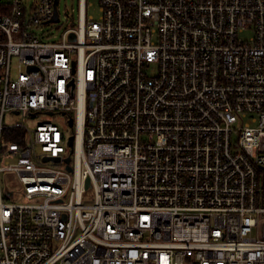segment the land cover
Masks as SVG:
<instances>
[{
  "label": "built area",
  "instance_id": "built-area-1",
  "mask_svg": "<svg viewBox=\"0 0 264 264\" xmlns=\"http://www.w3.org/2000/svg\"><path fill=\"white\" fill-rule=\"evenodd\" d=\"M54 1L0 0V264H264V0Z\"/></svg>",
  "mask_w": 264,
  "mask_h": 264
},
{
  "label": "rangeland",
  "instance_id": "rangeland-1",
  "mask_svg": "<svg viewBox=\"0 0 264 264\" xmlns=\"http://www.w3.org/2000/svg\"><path fill=\"white\" fill-rule=\"evenodd\" d=\"M89 1H91L92 5L89 6L88 13L92 15L93 18H97L99 14L98 0ZM72 8H74V11H72ZM58 10L59 20L48 23L40 29V32L43 33V39L45 40L58 39L64 29L77 25V0H59ZM65 11H68L69 15H66ZM56 116L62 118L60 115ZM254 234H258L259 236L263 235L262 223H260L258 229L254 230Z\"/></svg>",
  "mask_w": 264,
  "mask_h": 264
},
{
  "label": "water",
  "instance_id": "water-1",
  "mask_svg": "<svg viewBox=\"0 0 264 264\" xmlns=\"http://www.w3.org/2000/svg\"><path fill=\"white\" fill-rule=\"evenodd\" d=\"M57 2H58V0H55L54 1V14H53V17H52V20H58V11H57V7H56V5H57ZM73 35V34H72ZM69 125H73V120L72 119H69ZM73 138H74V135L73 134H71L70 136H69V140H68V143H69V145L72 147V144H73ZM71 151H72V149H71ZM69 160V157H67V161ZM68 168L70 169V167L68 166ZM88 183H89V181H88V179H87V185H88Z\"/></svg>",
  "mask_w": 264,
  "mask_h": 264
}]
</instances>
